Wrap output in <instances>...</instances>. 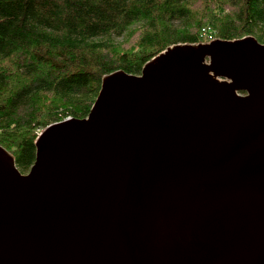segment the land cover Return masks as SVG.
Here are the masks:
<instances>
[{
    "label": "water",
    "instance_id": "water-1",
    "mask_svg": "<svg viewBox=\"0 0 264 264\" xmlns=\"http://www.w3.org/2000/svg\"><path fill=\"white\" fill-rule=\"evenodd\" d=\"M196 45L105 76L27 174L0 146V264H264V44Z\"/></svg>",
    "mask_w": 264,
    "mask_h": 264
},
{
    "label": "trees",
    "instance_id": "trees-1",
    "mask_svg": "<svg viewBox=\"0 0 264 264\" xmlns=\"http://www.w3.org/2000/svg\"><path fill=\"white\" fill-rule=\"evenodd\" d=\"M246 37L264 44V0H0V146L27 174L39 134L87 118L105 76Z\"/></svg>",
    "mask_w": 264,
    "mask_h": 264
},
{
    "label": "bare ground",
    "instance_id": "bare-ground-1",
    "mask_svg": "<svg viewBox=\"0 0 264 264\" xmlns=\"http://www.w3.org/2000/svg\"><path fill=\"white\" fill-rule=\"evenodd\" d=\"M181 49L183 50V52L185 51L183 48H181ZM175 50H176V48H173V47H172L170 50L164 52L163 57H169V56H171L172 53H173Z\"/></svg>",
    "mask_w": 264,
    "mask_h": 264
},
{
    "label": "rangeland",
    "instance_id": "rangeland-1",
    "mask_svg": "<svg viewBox=\"0 0 264 264\" xmlns=\"http://www.w3.org/2000/svg\"><path fill=\"white\" fill-rule=\"evenodd\" d=\"M195 47H199L198 45H194ZM164 52V51H163Z\"/></svg>",
    "mask_w": 264,
    "mask_h": 264
},
{
    "label": "built area",
    "instance_id": "built-area-1",
    "mask_svg": "<svg viewBox=\"0 0 264 264\" xmlns=\"http://www.w3.org/2000/svg\"><path fill=\"white\" fill-rule=\"evenodd\" d=\"M214 40V39H213Z\"/></svg>",
    "mask_w": 264,
    "mask_h": 264
}]
</instances>
